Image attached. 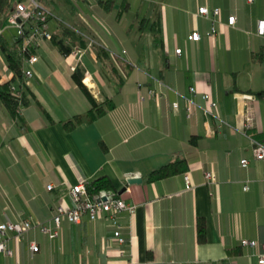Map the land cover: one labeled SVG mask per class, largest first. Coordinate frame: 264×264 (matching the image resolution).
Here are the masks:
<instances>
[{
    "label": "crops",
    "instance_id": "0c3cea01",
    "mask_svg": "<svg viewBox=\"0 0 264 264\" xmlns=\"http://www.w3.org/2000/svg\"><path fill=\"white\" fill-rule=\"evenodd\" d=\"M116 2L111 10L99 0H44L55 14L54 35L65 24L106 45L88 47L79 56L63 53L54 36L44 40L20 115L0 102V223L45 221L56 206H72L74 184L107 177L119 192L127 186L121 197L137 206L135 213L119 216L132 241L121 246L105 216L85 217L80 224L65 219L54 240L38 229L19 244L12 240L14 255L0 254V264H130L131 258L134 264H222L227 258L261 264L264 160L254 159L248 135L264 140V36L257 32L264 0ZM203 6L220 10L214 35L211 18L198 13ZM157 15L160 38L143 25ZM0 26V36L12 45L15 28ZM193 31L200 40L189 39ZM76 69L97 102L113 106L69 131L64 122L91 108L74 78ZM9 81L21 79L0 44V83ZM202 93L217 102L213 115L203 111L208 103ZM247 117L253 127L246 135ZM219 119L226 124L220 126ZM178 159L184 160L183 173L147 180ZM207 172L216 175L215 182L207 181ZM131 177L143 182L128 185ZM200 219L206 224L204 242L198 240ZM243 239L258 245H242ZM33 241L40 251L32 257ZM122 248L127 256H121Z\"/></svg>",
    "mask_w": 264,
    "mask_h": 264
},
{
    "label": "built area",
    "instance_id": "2783aa9c",
    "mask_svg": "<svg viewBox=\"0 0 264 264\" xmlns=\"http://www.w3.org/2000/svg\"><path fill=\"white\" fill-rule=\"evenodd\" d=\"M252 2L253 0H248ZM200 15L207 18H211L212 27L210 30V35H214L216 30L217 17L220 15L219 8H215L212 11L207 6L199 8ZM55 17V14L51 9H49L45 4L44 0H17L13 13L9 16L7 24L14 27L16 30V38L20 40L21 48L19 49V55L23 59V79L19 83H13L11 90L17 95L22 96L24 89L30 84V80L34 77V65L38 62L39 56L37 54L40 49L42 42L44 40H50L53 38L54 33L51 28V19ZM236 23V16L232 15L228 18V24L233 26ZM72 28V27H70ZM73 29V28H72ZM2 29L0 30V33ZM257 32L264 36V19H261L257 23ZM87 41V46L82 48L78 47L73 50L74 54H79L82 56L88 47H92L98 44L93 38L81 34ZM189 39L192 41H198L201 39V35L198 31H193L189 35ZM98 46H102L100 43ZM182 49L178 48L177 53H181ZM157 82L161 83V81ZM193 94L197 93L195 87H190ZM151 94H155V89H150ZM202 99L207 102L206 106H202L203 111L206 114H214L213 109L217 107V102L212 98L209 93H202ZM190 103H193L190 100ZM173 106L177 108L179 106L178 102H174ZM22 107H19V113L22 112ZM190 110V106H188ZM220 126L226 124L225 121L219 119ZM253 127L252 118L247 117L245 122V134L247 135L248 129ZM253 147H254V159L257 161L264 160V140L253 139L250 135ZM250 161L247 158L241 160L243 167H248ZM206 178L209 183L216 181V175L213 172H207ZM186 182H190V175L184 176ZM264 180V178H263ZM89 181H82L74 184L69 189V195L72 200V206L65 208L63 206H56L51 217L45 221H34L31 217L24 218L20 221H13L11 219H6L4 222L0 223V254L4 256H13L14 250L10 247V242L14 240L16 243L23 241L24 237L32 229H38L41 233L48 236L50 240L56 239L62 229L63 221L66 219L70 223L80 224L85 217L90 220L95 221L100 217H107L114 227V239L121 245L125 246L130 244L132 241V236L127 238L123 234V227L120 223L119 216L123 212L129 214L135 213L136 204L128 203L123 197H112L104 195L94 199L89 194ZM53 188L52 184L48 185V189ZM250 188L249 184L244 185V189L248 190ZM264 193V188H263ZM242 245L257 246L258 242L256 240L243 239ZM30 252L32 257L40 251V245L38 242L33 241L30 243ZM262 252L260 253L259 262L264 264V243L261 244ZM121 256H127L128 250L122 248L120 251ZM130 264H134L131 260ZM222 264H233L228 258L222 262Z\"/></svg>",
    "mask_w": 264,
    "mask_h": 264
},
{
    "label": "trees",
    "instance_id": "16d2710c",
    "mask_svg": "<svg viewBox=\"0 0 264 264\" xmlns=\"http://www.w3.org/2000/svg\"><path fill=\"white\" fill-rule=\"evenodd\" d=\"M17 0H0V25L7 22L9 16L14 11V5ZM99 3L105 9H113L117 4L116 0H99ZM122 10V5L119 7V11ZM144 27L152 31L156 38L162 36V21L161 17L157 15L154 19L150 21H145L143 23ZM62 31L59 35L55 34L54 38L58 39L57 43L60 50L65 54H70L74 47L77 45L87 46V41L82 35L78 33L77 30L71 29L65 24H61ZM2 26H0L1 28ZM0 44L6 54L9 67L14 71L15 76L23 79V59L19 55V49L21 48L20 40L15 38L12 45H9L5 40L0 36ZM84 73L80 69H76L74 73V78L80 86L81 90L84 92L88 100L90 101L91 108L85 114H79L71 119L64 122V126L67 130L71 131L75 129L78 125L82 124L86 120L92 121L97 117L103 115L107 108L110 109L113 105L111 101L108 100L107 103H98L94 95L91 93L89 87L83 82ZM15 83L14 81H9L7 83H0V102L8 107L10 112L16 116L20 115L19 107L26 104V88L23 91V95L17 96L12 90L11 86ZM20 84V83H19ZM184 160H175L171 161L158 169L154 170L147 178L148 181H155L158 179H163L174 174L183 173L184 169ZM89 194L94 199L102 197L104 195L112 197H121L119 191L114 187L112 181L107 177H99L91 181L88 185ZM198 240L204 242L206 239V224L203 219L198 221Z\"/></svg>",
    "mask_w": 264,
    "mask_h": 264
},
{
    "label": "water",
    "instance_id": "95a60500",
    "mask_svg": "<svg viewBox=\"0 0 264 264\" xmlns=\"http://www.w3.org/2000/svg\"><path fill=\"white\" fill-rule=\"evenodd\" d=\"M118 7V6H116ZM143 182V179L141 177H131L127 180L128 185H132V184H141ZM127 187V186H126ZM126 187L122 188L119 192V194L121 195L123 192L126 191Z\"/></svg>",
    "mask_w": 264,
    "mask_h": 264
},
{
    "label": "rangeland",
    "instance_id": "374dc122",
    "mask_svg": "<svg viewBox=\"0 0 264 264\" xmlns=\"http://www.w3.org/2000/svg\"><path fill=\"white\" fill-rule=\"evenodd\" d=\"M119 4L117 3L116 4V6H118ZM116 6H115V8H116ZM122 27H123V25H121ZM139 32V30H138V28H136V29H134V31L132 32V34H135V33H138ZM100 42H101V45H104L105 44V42H104V40H102L101 38H99L98 39ZM106 45V44H105ZM104 45V46H105ZM98 46V45H97Z\"/></svg>",
    "mask_w": 264,
    "mask_h": 264
}]
</instances>
